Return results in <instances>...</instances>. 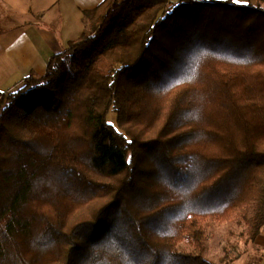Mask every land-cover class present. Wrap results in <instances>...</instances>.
Returning a JSON list of instances; mask_svg holds the SVG:
<instances>
[{
    "label": "trees",
    "instance_id": "1",
    "mask_svg": "<svg viewBox=\"0 0 264 264\" xmlns=\"http://www.w3.org/2000/svg\"><path fill=\"white\" fill-rule=\"evenodd\" d=\"M235 1L103 0L0 90V264H215L210 219L254 246L264 0Z\"/></svg>",
    "mask_w": 264,
    "mask_h": 264
},
{
    "label": "crops",
    "instance_id": "2",
    "mask_svg": "<svg viewBox=\"0 0 264 264\" xmlns=\"http://www.w3.org/2000/svg\"><path fill=\"white\" fill-rule=\"evenodd\" d=\"M102 1L0 0V90L17 88L30 75L43 76L53 56L86 34L84 12ZM252 254V264H264V230Z\"/></svg>",
    "mask_w": 264,
    "mask_h": 264
},
{
    "label": "rangeland",
    "instance_id": "3",
    "mask_svg": "<svg viewBox=\"0 0 264 264\" xmlns=\"http://www.w3.org/2000/svg\"><path fill=\"white\" fill-rule=\"evenodd\" d=\"M235 2L245 3L246 0H236ZM91 33L92 30L89 27L84 35H90ZM24 80L22 83H24ZM109 121L115 123L114 113H110ZM205 222L209 232V238L206 243V258L215 264L253 263V258L247 256V252L252 254L253 247H251V244H246L245 240L241 237L242 227L240 225L218 222L214 219Z\"/></svg>",
    "mask_w": 264,
    "mask_h": 264
}]
</instances>
